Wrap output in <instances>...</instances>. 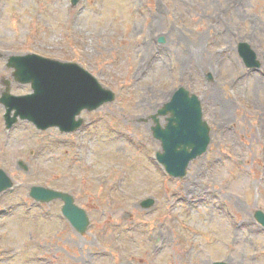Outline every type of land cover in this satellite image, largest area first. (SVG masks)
Returning <instances> with one entry per match:
<instances>
[{"label":"rangeland","instance_id":"1","mask_svg":"<svg viewBox=\"0 0 264 264\" xmlns=\"http://www.w3.org/2000/svg\"><path fill=\"white\" fill-rule=\"evenodd\" d=\"M0 51L77 62L115 92L69 133L24 119L7 130L0 103V168L14 183L0 194V264H264V0H0ZM5 63L0 92L9 79L30 93ZM180 86L199 96L211 140L178 179L144 120ZM34 185L72 194L87 231L60 199L34 201Z\"/></svg>","mask_w":264,"mask_h":264},{"label":"water","instance_id":"2","mask_svg":"<svg viewBox=\"0 0 264 264\" xmlns=\"http://www.w3.org/2000/svg\"><path fill=\"white\" fill-rule=\"evenodd\" d=\"M77 2L71 0L73 5ZM238 52L247 67L260 65L248 44L241 43ZM0 57L3 54L0 53ZM6 65L14 69L12 76L16 82L30 83L33 90L27 95H12L9 92L10 81L4 79L6 88L2 91L0 102L6 109L4 119L7 128L20 118L31 121L38 129L57 126L61 131H73L83 123L82 118L76 119L81 110H93L114 100L113 92L103 88L77 63L25 54L9 56ZM160 116H165L164 125L160 123ZM150 118L154 122L151 127L153 136L160 140L162 146V152L156 154L157 160L171 176L183 177L190 160L202 154L210 141L209 126L202 119L200 100L180 87ZM11 185L9 178L0 170V192ZM30 196L41 202L62 198L65 202L62 208L64 215L80 233L85 231L87 215L73 204L69 194L32 187ZM153 203V198H147L141 206L148 208ZM255 217L264 226L261 210H256Z\"/></svg>","mask_w":264,"mask_h":264},{"label":"bare ground","instance_id":"3","mask_svg":"<svg viewBox=\"0 0 264 264\" xmlns=\"http://www.w3.org/2000/svg\"><path fill=\"white\" fill-rule=\"evenodd\" d=\"M202 57H203V61H202V63L205 65V61H206V59H207V55H201ZM228 104L227 103H224V107H226ZM262 131H263V128L262 127H258V129L256 130V133H255V138L256 139H258V138H262V141H264V136H262ZM259 140V139H258ZM19 186H21V184L20 185H18V186H16L13 190L14 191H18L19 190ZM242 224H240V226H241Z\"/></svg>","mask_w":264,"mask_h":264}]
</instances>
